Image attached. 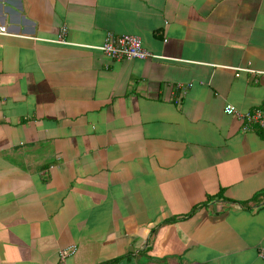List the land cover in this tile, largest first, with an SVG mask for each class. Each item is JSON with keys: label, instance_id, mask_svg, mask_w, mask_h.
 Segmentation results:
<instances>
[{"label": "crops", "instance_id": "crops-1", "mask_svg": "<svg viewBox=\"0 0 264 264\" xmlns=\"http://www.w3.org/2000/svg\"><path fill=\"white\" fill-rule=\"evenodd\" d=\"M0 25V264H264V135L224 111L264 117V0H0ZM122 34L155 57L96 48Z\"/></svg>", "mask_w": 264, "mask_h": 264}, {"label": "built area", "instance_id": "built-area-1", "mask_svg": "<svg viewBox=\"0 0 264 264\" xmlns=\"http://www.w3.org/2000/svg\"><path fill=\"white\" fill-rule=\"evenodd\" d=\"M8 29L0 25V34H10ZM108 58L120 60L125 59H145L152 55L147 49L142 46L140 38L133 34H122L119 36L108 35L105 37L101 45L96 47ZM261 77L264 79V71H261ZM224 111L229 114L237 115L244 119L246 124L245 129H249L252 123L258 124L264 135V117L259 110L254 111H238L232 104H227L224 107ZM76 246L71 245L60 250V259L64 260L66 257L75 253Z\"/></svg>", "mask_w": 264, "mask_h": 264}]
</instances>
